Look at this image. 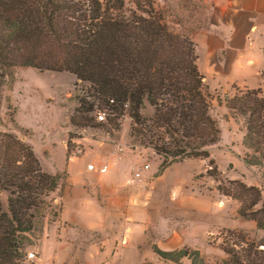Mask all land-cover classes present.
<instances>
[{
	"label": "rangeland",
	"instance_id": "obj_1",
	"mask_svg": "<svg viewBox=\"0 0 264 264\" xmlns=\"http://www.w3.org/2000/svg\"><path fill=\"white\" fill-rule=\"evenodd\" d=\"M73 1L81 6L78 15H86L89 22L146 18L130 0L123 7L112 0ZM157 6L171 27L194 38L200 26L198 0H157ZM241 73L204 80L219 131L218 142L208 147L217 172L209 160L199 158L169 160L159 172L164 158L153 145L175 147L163 130L158 140L144 139L129 112L109 123L115 115L95 99L89 84L70 73L14 69L1 91L0 133H12L34 150L41 172L27 181L43 207L27 236L23 262L176 264L157 256L156 245L163 251H197L204 264H232L225 249L241 251L244 241L261 242L264 232L239 216L240 204L218 188L239 181L258 188L264 200V165L246 163L256 156L246 138L247 117L226 107L228 100L248 91L261 89L264 97V69L257 74L249 67ZM240 78L252 87L239 86ZM83 99L96 103L93 112L85 114L92 126L71 123ZM103 109L107 123L96 119ZM152 112L147 108L143 115L148 118ZM90 164L96 171H88ZM145 165L149 170H143ZM104 166L108 172L102 174ZM55 179L56 189L51 190Z\"/></svg>",
	"mask_w": 264,
	"mask_h": 264
},
{
	"label": "trees",
	"instance_id": "obj_2",
	"mask_svg": "<svg viewBox=\"0 0 264 264\" xmlns=\"http://www.w3.org/2000/svg\"><path fill=\"white\" fill-rule=\"evenodd\" d=\"M123 7L125 0H112ZM144 14L137 22L101 20L89 22L79 3L73 0H0V108L2 88L18 68H33L74 75L89 84L95 99L105 104L115 124L129 112L140 130L137 135L153 141L163 130L175 147L154 144L164 161L210 159L209 146L219 139L211 116V103L205 91V77L198 66L192 36L171 27L158 9L157 0H130ZM79 16V17H76ZM96 103L82 100L73 125L92 126L85 116ZM226 107L247 117V142L255 153L254 166L264 165V97L261 89L248 91L226 102ZM151 109L146 118L143 111ZM1 122V118H0ZM157 137V138H156ZM34 150L12 133H0V264H25L27 236L43 209L40 198L27 181L40 174ZM218 179V174L208 172ZM231 188L222 183L219 191L239 204L238 214L256 223L264 232V200L255 187L234 181ZM56 189V179L51 182ZM55 188V189H54ZM241 251L228 247L225 252L232 264H264V239L259 243L244 241ZM153 252L176 264L189 259L204 264L197 251L180 249Z\"/></svg>",
	"mask_w": 264,
	"mask_h": 264
},
{
	"label": "crops",
	"instance_id": "obj_3",
	"mask_svg": "<svg viewBox=\"0 0 264 264\" xmlns=\"http://www.w3.org/2000/svg\"><path fill=\"white\" fill-rule=\"evenodd\" d=\"M198 2L200 26L193 41L205 78L244 74L249 67L260 74L264 69V0ZM243 78L235 81L252 87Z\"/></svg>",
	"mask_w": 264,
	"mask_h": 264
},
{
	"label": "built area",
	"instance_id": "obj_4",
	"mask_svg": "<svg viewBox=\"0 0 264 264\" xmlns=\"http://www.w3.org/2000/svg\"><path fill=\"white\" fill-rule=\"evenodd\" d=\"M96 119L98 120L99 123H107L108 122L107 110L103 109V110L98 111ZM118 151H122L121 145L119 146ZM149 167H150L149 165H145L143 167V170H149ZM88 171H91V172L96 171L95 165H93V164L88 165ZM99 172L102 174L107 173L108 172V166L101 167L99 169ZM136 177L141 178V173L137 172ZM29 258L30 259L34 258V254H30Z\"/></svg>",
	"mask_w": 264,
	"mask_h": 264
}]
</instances>
